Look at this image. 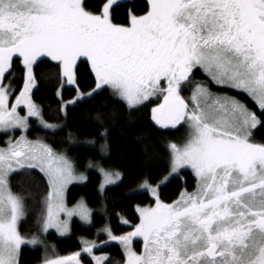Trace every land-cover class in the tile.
<instances>
[{"label":"snow or ice","instance_id":"6c2138e0","mask_svg":"<svg viewBox=\"0 0 264 264\" xmlns=\"http://www.w3.org/2000/svg\"><path fill=\"white\" fill-rule=\"evenodd\" d=\"M115 4L107 0L93 12L84 0H0V132L27 131L30 118L55 130L31 99L42 58L55 62L60 89L75 88L61 111L86 103L105 86L129 108L162 96L151 110L155 125L176 129L183 123L188 129L183 144L168 146L171 173L190 166L197 185L165 204L157 188L143 182L155 207L138 209L140 222L125 235L104 230L123 247V264H264V143L251 139L260 117L201 84L194 86L190 103L181 95L193 71L202 69L215 84L247 93L264 115V0H147L144 14L131 15L127 25L112 22ZM14 58L23 68L18 95ZM78 61H86L94 75L90 92L80 89ZM57 95L63 100L60 90ZM25 169H39L49 182L41 227L30 239L18 230L25 199L11 187V177ZM99 170L102 189L120 179L119 173ZM77 178L66 157L26 136L0 148V264H20L24 246L42 243L40 232L55 228L63 235L69 220L62 216L79 215L90 223L87 209L69 210L61 198ZM135 237L143 239L142 252L132 248ZM94 247L84 251L91 254ZM79 255L45 264H80ZM93 259L104 264L108 258Z\"/></svg>","mask_w":264,"mask_h":264},{"label":"trees","instance_id":"16d2710c","mask_svg":"<svg viewBox=\"0 0 264 264\" xmlns=\"http://www.w3.org/2000/svg\"><path fill=\"white\" fill-rule=\"evenodd\" d=\"M89 10L95 12L102 8L105 0H84ZM147 0H122L117 2L110 12L113 23L127 25L131 15H143L146 11ZM84 58H81L83 60ZM58 68L49 58H42L35 68L37 85L31 94L37 103L42 117L52 123H60L56 130L45 129L33 121L25 131L27 137L46 143L54 150H65L79 170L86 171V181L71 183L67 187L66 201L72 204L80 196L84 197L91 207V223L82 224L79 219L71 221V230L67 236H58L54 231L47 233L59 254H67L81 247L80 238L100 239L96 230L107 223L110 230L118 235L129 231L139 220L136 205L151 204L153 199L146 190L137 188L143 180L151 183L158 181L168 172L167 141L176 139V129H161L151 119L150 105L152 99L134 108H129L125 102L115 97L108 87L88 99L86 103L68 106L64 113L61 111L62 100L57 95L60 85L57 80ZM12 75L15 77L13 86L16 94L23 84V68L19 58H14ZM77 75L80 89H91L94 75L90 65L84 61L77 63ZM5 80V83H8ZM202 84L214 92L227 94L236 98L249 110L255 112L261 124L252 130L251 139L256 143H264V115L256 102L245 92L230 87L216 85L202 69H195L191 82L182 87L181 94L189 99L192 88ZM63 100H69L76 95L74 86H64L60 89ZM20 130L0 133V145L7 137H16ZM101 132H106L103 139H97ZM74 141H71L73 140ZM91 140L94 144L87 145L77 141ZM105 147L101 150V146ZM88 162L98 163L103 168L116 170L121 178L114 184L108 185L103 192L98 191L100 174L96 169L86 168ZM196 179L190 169H182L179 174L170 176L158 185L159 197L164 202H172L182 191H192ZM11 187L14 193L25 199L26 213L18 223V230L24 236L36 233L40 228L42 213L48 195V183L45 175L38 169L23 170L11 177ZM103 207L104 212L98 211ZM121 218L127 223L121 222ZM140 242V241H139ZM138 241H135V247ZM108 258L104 264H123L124 250L113 241H106L95 248ZM86 264H92L86 253H81ZM42 258L40 247L24 246L20 253V264H38Z\"/></svg>","mask_w":264,"mask_h":264},{"label":"rangeland","instance_id":"374dc122","mask_svg":"<svg viewBox=\"0 0 264 264\" xmlns=\"http://www.w3.org/2000/svg\"><path fill=\"white\" fill-rule=\"evenodd\" d=\"M119 1H122V0H116V3L119 2ZM106 2H107V0H105V3H106ZM209 78L211 79L210 76H209ZM211 80H212V79H211ZM212 82H213V81H212ZM6 84H7V83H6ZM201 85H202V84H201ZM216 85H217V84H216ZM22 86H23V84H22ZM162 86H163V87H166V86H167V85H166V82H164V84H163ZM194 86H195V85H194ZM194 86H193V88H194ZM94 87H95V84H94V86H93L91 89H88V90H85V91L82 90V91L85 92V93H87V92H90ZM105 87H107V86H105ZM224 87H227V86H224ZM21 88H22V87H21ZM108 88H109V87H108ZM193 88H192V91H193ZM109 89H110V88H109ZM58 90H60V88H59ZM110 90H111V89H110ZM111 91H112V90H111ZM192 91H191L190 96H189V99H188L189 103H190V97H191V95H192ZM209 91L213 94L214 97L219 96V97H231V98H234V97L229 96V95H227V94H222V93H218V92L211 91L210 89H209ZM18 94H19V92L17 93V95H18ZM181 95H182V94H181ZM74 97H75V96H74ZM74 97H73V98H74ZM182 97H183V95H182ZM183 98H184V97H183ZM31 99H32V98H31ZM71 99H72V98H71ZM151 99H152V101H153V103L150 105V112H151V116H152V111H151L152 108H154V107H156L158 104L162 103V102H163V97L160 96V95H157V96H152V97L149 98V100H151ZM234 99L237 100L236 98H234ZM69 100H70V99H69ZM32 101H33V100H32ZM66 101H68V100H62V104H63L64 102H66ZM237 101H238V100H237ZM12 102H15V96L12 97ZM33 102H34V101H33ZM145 102H146V101H145ZM145 102H144V103H145ZM239 102H240V101H239ZM34 103H35V102H34ZM240 103H241V102H240ZM35 104L39 107V105H38L37 103H35ZM241 104H242V103H241ZM126 105H127V104H126ZM39 109H40V107H39ZM18 111L20 112L21 115H25L27 109L24 108L23 105H21L20 108L18 109ZM62 112L64 113V111H62ZM42 118H43V117H42ZM43 120H44L46 123H48V124L54 125V126H55V130L58 129V128L61 126L60 123H52V122H48V121H46L44 118H43ZM32 121H33L34 123H36L37 125L43 127V125L40 123V121H39L38 119H36V118H30V120H29V127H30ZM178 126H180V127H179V128L177 127V128L179 129V132H176V134H175V135H176V139H170V140H168V141H167V147H168L169 144H171V143H176V144H183V143H184V141H185V139H186V137H187V130H188V129H187V125L182 123L181 125H178ZM43 128H44V127H43ZM10 131L12 132L13 130H10ZM20 131H21L20 134H19L18 136H16V137H13L12 135H10V137H7L6 140H5V143L0 145V148H6V147L8 146V142H9L10 140L14 143L15 140L19 139L22 135H23V136H26L25 131H22V130H20ZM0 133H3V132H0ZM26 138H27L29 141H32V142H40V143H43V142H41V141H39V140L32 139V138L27 137V136H26ZM71 141H74V139L71 140ZM77 142H79V143H85V144H87V145H92V144H94V141H91V140H83V141H77ZM252 142H253V141H252ZM254 143H256V142H254ZM43 144H46V143H43ZM46 145H47V144H46ZM53 150H54V149H53ZM168 150H169V147H168ZM54 151H55V153H57L58 155H62V156H64V157H66V158L72 163L73 168H74V175H75L76 177H78L77 179H74V180H72L71 182H69V183L64 187V189H63V192H62V196H61V198H62V201H63L64 206H65L67 209H69V210L78 209L80 206H83V207H84L85 209H87V211L90 213V217H89V219H90V223H91V214H92V210H93V209L87 205V203H86L84 197L80 196V197L77 198L76 201H75L74 203H72V204H69V203H67V201H66V191H67V187H68V185L71 184V183H83V182H85V181H86V178H87V176H86V171H85V170H79V169H77L76 166H75V164H74V162H73V161L71 160V158L66 154L65 150L60 149V150H54ZM167 160H168V165H169L168 172H167V173H166V174H165V175H164V176L158 181V183H151V182H149V183L151 184L152 187L157 188L158 193H159V189H158L157 186H158L160 183H163L164 181H166L170 176H172V175H176V174H179L180 171H181L182 169H185V168L190 169V170L192 171L194 177H195V174H194V172H193V170L191 169L190 166H183V167H181L180 169H178L176 173H171V169H170V155H169V152H168ZM90 165H92V166H90ZM96 165H99V167H96ZM86 168H89V169L93 168V169H96V170L99 172V174H100V181H99V185H98V191H99L100 193H102L103 190H104V188H105L106 186H108V185H106L103 189L101 188V183H102V179H103V178H102V175H101L99 169H100V168H103V167H102L100 164H98V163L88 162ZM103 169L106 170V171H108V172H111V173H119L120 178H121V173H120L119 171H116V170H110V169H106V168H103ZM38 170H39V169H38ZM39 171H40V170H39ZM42 173H43V172H42ZM43 174H44V173H43ZM44 175H45V174H44ZM45 177H46V175H45ZM79 177H83V179H80ZM195 179H196V185H197V178L195 177ZM46 180H47L48 188H49V182H48V178H47V177H46ZM117 181H119V179L116 180V182H117ZM144 181H145V180L141 181V182L138 184V186H137L138 189H140V190H145V189L142 188V184H143ZM116 182H115V183H116ZM195 188H196V186H195ZM195 188H194L192 191H182V192L180 193V195L178 196V198H177L176 200L172 201V202H164V201H162V200L160 199V197H159V199H160V201H161L162 203H165V204H173L175 201H177V200L180 199L182 193H186V192H187V193H191V192H193V191L195 190ZM146 191H147V190H146ZM147 192H148V191H147ZM48 193H49V190H48ZM148 193H149V195L151 196V198L153 199V202H152L151 204H143V205H140V204H139V205H136V208H135V209H136V212H137V214H138L139 220H138V222H137L136 224L133 225V227H132L129 231H127L126 233H124V234H122V235H125V234H127V233L133 231L135 225H137V224L140 222V214H139L138 209H143V208H147V207H155V197H153V196L151 195L150 192H148ZM47 196H48V195H47ZM44 209H45V206H44ZM98 211L104 212V208H103V207H100V208H98ZM62 218H64V219H68V220H69V229H68L63 235H61L59 232H57V230H56L55 228L49 229L48 232H49V231H54L58 236H61V237H63V236H67V235L70 233V230H71V221H72L74 218L79 219V221H80L82 224H84V225H89V224H90L89 222H85L84 220H82V219L80 218L79 215H73V216L70 217V218H68V217H66V216H62ZM124 221H126V220L123 219V218H121V222L125 223ZM40 227H41V226H40ZM106 228H107V229H110L109 226L107 225V223L104 224L103 226L99 227V228L96 230V236L103 235V238H100V239H96V238L88 239V238L82 237V238H80L81 247H80L78 250L72 251V252L67 253V254H59V253L56 251V247H55L54 243H53L52 241L48 240V238H47V233H48V232H47V233L40 232V233H39V238H40V240L42 241V243L36 245V247H40V248H41L42 258H41V260H40V262H39L38 264H45V260H46V259H57V258H60V257H70V256H72V255L75 254V253H80V255L77 257V259L80 261V264H86L85 261H84V260L82 259V257H81V253H86L87 257L91 259L92 264H96V260L93 259V256H95V257H106V254L103 253V252L96 251L95 248H97L99 245L105 243L106 241H113V240H111V238L108 236L107 232L104 231ZM111 232H112V231H111ZM37 233H38V231H37L36 233L30 235V236H24V235H23V236L26 237V238H29V239H30V238H32L33 235H36ZM112 233H113V232H112ZM113 234H114L115 236H121V235H118V234H115V233H113ZM135 241H138V243H137L138 246H140V247H143V246H144L143 239L140 238V237H135V238H133V244H132V248H133V249H134L135 246H136V245H135ZM139 241H140V242H139ZM113 242H117V241H113ZM117 243H118V242H117ZM92 245H95V247L93 248V251H92L91 254H89V253H87V252L84 251L85 247H89V246H92ZM28 246H31V245H28ZM31 247H34V246H31ZM122 248H123V247H122ZM123 250H124V249H123Z\"/></svg>","mask_w":264,"mask_h":264},{"label":"flooded vegetation","instance_id":"af4514ba","mask_svg":"<svg viewBox=\"0 0 264 264\" xmlns=\"http://www.w3.org/2000/svg\"><path fill=\"white\" fill-rule=\"evenodd\" d=\"M133 250L136 251L137 253H139V252H142L143 247H140V246L139 247H135Z\"/></svg>","mask_w":264,"mask_h":264}]
</instances>
